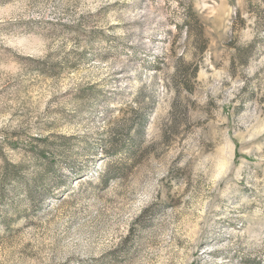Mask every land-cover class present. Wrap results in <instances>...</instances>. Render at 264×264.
Returning a JSON list of instances; mask_svg holds the SVG:
<instances>
[{
    "label": "rangeland",
    "instance_id": "obj_1",
    "mask_svg": "<svg viewBox=\"0 0 264 264\" xmlns=\"http://www.w3.org/2000/svg\"><path fill=\"white\" fill-rule=\"evenodd\" d=\"M0 264H264V0H0Z\"/></svg>",
    "mask_w": 264,
    "mask_h": 264
},
{
    "label": "trees",
    "instance_id": "obj_2",
    "mask_svg": "<svg viewBox=\"0 0 264 264\" xmlns=\"http://www.w3.org/2000/svg\"><path fill=\"white\" fill-rule=\"evenodd\" d=\"M127 142H131L130 141V139L127 141ZM85 143V142H84ZM85 148V147H84ZM136 150L137 149H135V150H133L132 152H131V157H134V155L136 154ZM87 151V148H85L84 149V152L82 153V155L84 156V158H83V160H87L88 158H91V160H93L95 157H93V155H95L96 153H97V150H91V151H93L92 153L90 152V153H87L86 152ZM69 156V154H64V158H67ZM89 161V162H91V163H93V161ZM48 167H50V166H52L53 168H55V166L54 165H52V164H50V163H48V165H47ZM72 169V168H71ZM71 173H75V170H74V168L70 171ZM42 182L43 181H39L38 179L37 180H35L34 182H33V184H31V185H26V187L24 188V189H22V191H17V188L16 187H14L12 190L13 191H15L16 192V194L17 195H20V194H26V195H29L30 197H33V194H34V192H35V189L36 188H39V187H42ZM65 182H63L62 183V185L64 184ZM47 193V192H46ZM16 201L17 200H14V203H16Z\"/></svg>",
    "mask_w": 264,
    "mask_h": 264
}]
</instances>
